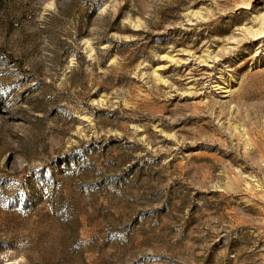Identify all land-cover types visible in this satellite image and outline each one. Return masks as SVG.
Wrapping results in <instances>:
<instances>
[{
	"label": "rangeland",
	"instance_id": "rangeland-1",
	"mask_svg": "<svg viewBox=\"0 0 264 264\" xmlns=\"http://www.w3.org/2000/svg\"><path fill=\"white\" fill-rule=\"evenodd\" d=\"M0 264H264V0H1Z\"/></svg>",
	"mask_w": 264,
	"mask_h": 264
},
{
	"label": "trees",
	"instance_id": "trees-1",
	"mask_svg": "<svg viewBox=\"0 0 264 264\" xmlns=\"http://www.w3.org/2000/svg\"><path fill=\"white\" fill-rule=\"evenodd\" d=\"M0 4H1V0H0ZM60 7V6H59ZM97 10H98V8L96 7V8H94L93 10H92V13L93 14H95L96 12H97Z\"/></svg>",
	"mask_w": 264,
	"mask_h": 264
}]
</instances>
